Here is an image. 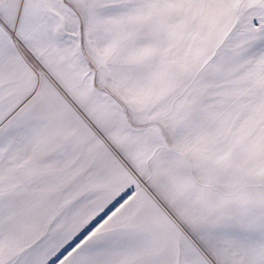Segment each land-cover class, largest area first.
<instances>
[{
	"label": "snow or ice",
	"instance_id": "1",
	"mask_svg": "<svg viewBox=\"0 0 264 264\" xmlns=\"http://www.w3.org/2000/svg\"><path fill=\"white\" fill-rule=\"evenodd\" d=\"M0 264H264V0H0Z\"/></svg>",
	"mask_w": 264,
	"mask_h": 264
}]
</instances>
